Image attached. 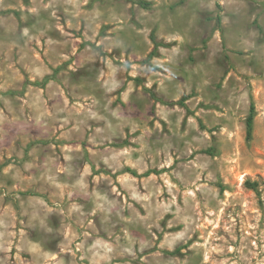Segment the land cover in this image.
I'll return each mask as SVG.
<instances>
[{
  "label": "rangeland",
  "instance_id": "obj_1",
  "mask_svg": "<svg viewBox=\"0 0 264 264\" xmlns=\"http://www.w3.org/2000/svg\"><path fill=\"white\" fill-rule=\"evenodd\" d=\"M0 264H264V0H0Z\"/></svg>",
  "mask_w": 264,
  "mask_h": 264
},
{
  "label": "trees",
  "instance_id": "obj_2",
  "mask_svg": "<svg viewBox=\"0 0 264 264\" xmlns=\"http://www.w3.org/2000/svg\"><path fill=\"white\" fill-rule=\"evenodd\" d=\"M142 5H146L144 1H140ZM247 126H248V136L250 137L252 135L253 126H254V106H252V112L249 115L247 119Z\"/></svg>",
  "mask_w": 264,
  "mask_h": 264
}]
</instances>
